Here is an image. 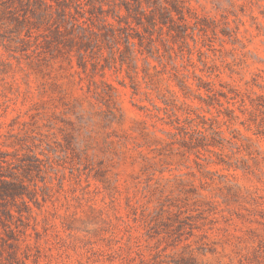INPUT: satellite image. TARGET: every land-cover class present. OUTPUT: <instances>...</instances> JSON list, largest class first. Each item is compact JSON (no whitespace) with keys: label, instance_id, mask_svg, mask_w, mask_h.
<instances>
[{"label":"rangeland","instance_id":"rangeland-1","mask_svg":"<svg viewBox=\"0 0 264 264\" xmlns=\"http://www.w3.org/2000/svg\"><path fill=\"white\" fill-rule=\"evenodd\" d=\"M179 1L111 54L0 0V264H264V0Z\"/></svg>","mask_w":264,"mask_h":264},{"label":"trees","instance_id":"trees-1","mask_svg":"<svg viewBox=\"0 0 264 264\" xmlns=\"http://www.w3.org/2000/svg\"><path fill=\"white\" fill-rule=\"evenodd\" d=\"M27 0V4H32L34 10L29 12L32 17H35L37 13H41V19L46 18L47 16L52 18L53 14L56 16V21L52 22L54 27L52 31L53 41L57 44L63 43V30L62 23L69 24L72 28L71 32H67L69 35H73L75 28L82 29L83 32L86 30L89 32L90 37H87L85 33L83 36H74L69 37L67 40L70 43H73L77 46L79 51L86 52L94 38L91 40L92 35L100 36L101 40L106 39V41H111L113 47H111V54L119 52L118 44L120 38L125 39L126 50H128L130 44V34L127 32V29H130V24L127 21H124L126 27H121L120 23L121 17L116 13V8L123 6L126 11L127 16H132L138 24L142 23V19L145 20L147 25H149L153 30H159L160 34L163 28H166L168 34L174 33L175 37L186 38L188 35V29H193L198 27V22L193 13H190L189 9L186 8L179 0ZM103 5H106L107 8L104 9ZM73 9L74 12L71 11ZM31 8L28 6V10ZM88 14V16H86ZM115 14V15H114ZM116 17L119 20L117 21L119 27H116L114 24L107 22V17ZM92 18H95L102 22L101 27L98 28V32L90 29L89 26L82 27L79 23L80 19L91 21L93 25ZM190 18H194L193 26L189 25ZM28 21V17L25 16L21 22H17L22 25L24 22ZM85 24V21H83ZM94 26V25H93ZM126 30V32H125ZM66 31V30H65ZM29 37V36H28ZM84 37L87 39L84 41ZM136 37H141L140 35ZM77 38V40L75 39ZM132 38V37H131ZM53 41H50L53 43ZM66 41V40H65ZM50 42H47L50 44ZM97 44V40L96 43ZM115 48V50H113ZM0 176V197H10L14 199L21 196L23 193L19 192L23 190L22 185L14 184L13 182H7ZM10 215V214H9Z\"/></svg>","mask_w":264,"mask_h":264}]
</instances>
